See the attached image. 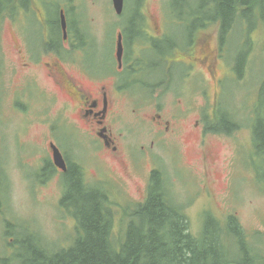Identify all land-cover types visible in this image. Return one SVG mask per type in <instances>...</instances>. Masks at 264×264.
Wrapping results in <instances>:
<instances>
[{"label": "rangeland", "instance_id": "obj_1", "mask_svg": "<svg viewBox=\"0 0 264 264\" xmlns=\"http://www.w3.org/2000/svg\"><path fill=\"white\" fill-rule=\"evenodd\" d=\"M86 1L89 11L99 9L95 0ZM109 1L97 0L101 13L111 15L112 10L107 7ZM176 1L182 7L181 19L168 21L164 30L177 42H184L204 16L216 14L217 3L207 8L208 0ZM165 3L170 7L174 0H165ZM25 4H32L41 12L39 0H26ZM137 4V0H128L125 14L130 20H134ZM147 8L161 9L159 0H149ZM198 13L202 17H195ZM240 15L249 22V13L244 8ZM89 16L93 29L97 30L102 17L93 13ZM15 17L19 20L10 16L0 18V25L3 24L0 30V111L3 112H0V141L4 143L8 138L5 145H0V157L6 163L2 164L6 170L0 175L5 181L0 183V196L4 194L7 200L6 214L0 218V254H9L6 250L12 247L11 243L26 236V230H15L23 223L28 231L40 233L47 250V244L58 251L74 243L76 231L70 241L60 233L64 232V222L57 220L72 207L78 208L73 197L65 202L70 211L58 208L63 204V193H68V187L63 190L62 180L70 167L62 178L61 171L55 167L46 169L51 167L50 161L44 162V168L39 166V161L50 152L51 142H59L63 151L69 149L65 161H74L82 168L83 184L102 189L112 209L143 201L150 184L156 179L161 187H169L170 197L185 208L194 234L200 233L207 214L215 224L233 218L243 235L234 255L238 258V251L246 243L252 260L259 264L264 255V136L263 130H259L261 137L256 131L258 122L254 108L264 106V89H261L264 88V33L260 34L258 30L264 29V19L252 18V24L257 20L261 22L251 34L257 40L249 52L246 71L238 63L250 44L243 37L241 27L233 31L228 53L236 62L235 74L223 83L220 98L216 93L210 95L209 108L196 99H189L200 88L199 80L196 77L183 79L187 99L170 110L183 116V129L175 130L168 145L152 130L150 117L156 107L145 104L149 86L161 78L160 64L152 54L149 69L139 75L142 84L132 85L127 95H117V106L124 112L116 114L109 124L119 146L115 151L104 148L98 133L83 122L78 98L71 94L80 92L74 88H84L81 81L69 73H60L48 66L38 67L26 60L16 36L21 17ZM45 18L55 21L57 11L49 8ZM30 24V17L26 15L23 27L32 28ZM112 24L108 16L102 23L101 40L105 51L110 49V39L114 36L111 34ZM208 37L218 45L214 29L203 33L201 39L207 41ZM34 40L37 46L42 45L41 33ZM241 75L244 79L238 81L237 77ZM180 80L181 68L176 66L171 88L179 89ZM60 83L71 88L67 91L61 89L58 87ZM34 89L36 96H29L27 90L34 96ZM52 89L54 93H51ZM259 90L261 98L257 99ZM218 103V114L226 119L222 118V123H213L210 110L214 111L211 108ZM136 108L141 109L142 119L136 116ZM229 118L240 121L243 128L235 127ZM260 118L264 121L263 115ZM196 119H202L204 125H196ZM71 164L74 163L69 166ZM123 218L126 221L117 214L113 227L118 237L130 216L124 214ZM80 230L84 236L81 221ZM260 246L262 249L257 250ZM0 261L6 262L2 257Z\"/></svg>", "mask_w": 264, "mask_h": 264}, {"label": "flooded vegetation", "instance_id": "obj_2", "mask_svg": "<svg viewBox=\"0 0 264 264\" xmlns=\"http://www.w3.org/2000/svg\"><path fill=\"white\" fill-rule=\"evenodd\" d=\"M39 1L41 12L36 10L37 8L32 4L26 5V0L21 1V12L26 15L31 13L36 15L42 24V45L37 46L36 41H31V36L27 32L23 35L24 41L19 43L26 60L38 67L48 66L60 73H69L78 78L84 88H74L75 90H80V92L71 94L78 98L83 122L98 133L97 135L102 141L104 148L118 151L119 146L116 143V137L112 129L109 128L110 121L114 119L115 115L123 114L124 112L122 108L117 106V95L129 92L133 88L131 87L132 85H141L142 82L139 75L149 69V64L143 59L136 58L133 42L126 36H122L123 53L121 65L118 60L117 42L110 43L111 47L108 51L103 49V41L101 40L103 35L102 23L107 16L111 17V15L101 13L99 9L89 11V5L86 0ZM95 2L98 6L97 0ZM49 8L58 9L57 15H59L61 9L64 10L68 19L67 41L59 40V34H54L56 30L59 31V27L55 26L54 21L46 20L45 17ZM90 13L99 14L102 17L97 30H94L90 23ZM210 19L212 29L216 32L218 45H215L208 37L206 38L207 41L204 40L207 45L204 59L193 57L183 59V57H180L173 60L174 63L161 66V78L158 80V85L153 88L155 84H151L149 93H172L173 99L177 102L181 101V96L183 95V63L189 66L187 75L196 77L198 80L202 78L198 68L200 63L212 74L216 83L230 78V75L220 65L221 57H223L221 51L228 47V36L226 35L225 26H219L220 19L215 13L210 15ZM33 27L37 29V26L33 25ZM113 27L117 33L122 31L119 20H116L115 25H112ZM128 30L130 37H132L135 34L134 20H130ZM133 30L134 33L131 34ZM147 34L150 35L151 33L147 31ZM36 38H38V35H36ZM105 54L106 57L104 56ZM238 65L245 71L244 64ZM176 66L181 68V80L179 89L174 90L171 88V84ZM235 69V66L229 68L232 72H235ZM119 73L121 74L120 78ZM88 83H91V85ZM58 87L61 89L66 88V91L71 88L62 83ZM27 93H31V91L27 90ZM51 93H54L53 89ZM212 93H220V91L219 89H213ZM204 94L208 97V90ZM145 104H151L156 107L155 113L150 117L152 130L157 134L160 141L166 140L168 145V139L171 138L170 135H173L175 130L178 129L177 125L182 121L183 116L170 112L172 109L171 103L169 101L165 102L159 94L154 95V98ZM142 108L145 107L143 106ZM134 112L139 117L138 119L143 118V115L140 116V108L134 109ZM63 137L68 138L66 136ZM64 156H66V152H64ZM70 163L74 162L68 161V164ZM74 164L76 165V163ZM51 166H55L52 161ZM56 169L59 170L57 167Z\"/></svg>", "mask_w": 264, "mask_h": 264}, {"label": "trees", "instance_id": "obj_3", "mask_svg": "<svg viewBox=\"0 0 264 264\" xmlns=\"http://www.w3.org/2000/svg\"><path fill=\"white\" fill-rule=\"evenodd\" d=\"M214 1L217 3L216 13L225 12V15L231 11L234 12L237 5L246 4V0ZM11 3L12 1L9 0H0V16L7 13ZM225 23L226 17L224 20L223 16V25ZM133 33L134 30L131 34ZM54 34H59L58 30ZM254 109L258 122L256 131L261 137L259 130L264 131V124H262L264 121L260 116H264V106H255ZM263 131H261L262 134ZM262 144L264 147V140ZM44 158H49V152ZM83 174L84 172L79 165L71 164L64 178L68 193L64 195L62 203L65 204L71 197L75 198L78 203V208L74 207L75 214L79 217L85 234L78 237L73 246L58 251L51 257V259H59L58 264H129L127 259L123 258L125 254H130L135 258L133 264H140L139 261H141V264H192L190 260L193 264H210L208 258L211 255L217 257L214 256V263L218 259H223L224 264H235L236 260L242 259L244 264H256L252 260V254L246 243L238 251L239 259L234 255L243 235L236 228V222L233 218H230L227 222L219 220V223L215 224L208 215L200 236H195L190 230L183 206L173 200L168 189L158 185L156 179H154L155 183L150 184L146 199L127 211L130 220L126 225L125 234L119 238L114 236V238L111 232V230L113 231L114 220L111 210L108 208L106 196L100 188L85 186L83 184ZM132 231L133 234L136 233L134 237ZM160 231H162L163 236L159 235ZM145 233L148 234L145 235ZM244 234L246 236L245 232ZM106 239H110L115 243L116 249L113 251V257L108 256L106 253ZM164 240L169 245L191 241L195 250H191L193 257L189 260V256L188 258L185 257L186 254L183 253L181 256V251L176 253L178 249L177 251L170 249L173 252L171 254L166 252L162 255L159 254L157 248L160 245L167 246ZM28 247L47 258L30 243L24 244V251ZM23 255L21 257L23 264H37L32 261L25 262ZM183 257L185 260L182 261ZM0 264L11 263L7 260L6 262L0 261ZM259 264H264V255L261 257Z\"/></svg>", "mask_w": 264, "mask_h": 264}, {"label": "bare ground", "instance_id": "obj_4", "mask_svg": "<svg viewBox=\"0 0 264 264\" xmlns=\"http://www.w3.org/2000/svg\"><path fill=\"white\" fill-rule=\"evenodd\" d=\"M245 2H246V4L242 5V6H243L244 10L249 13V16H250V20L248 22V32L251 35L252 33H254L253 30L257 29L256 26H258V24L264 19V0H246ZM219 15L222 18L224 16V20L226 17V23L224 24V26H225V30H226V35L228 36L227 40L229 42L231 39V35H232L233 31L235 30L236 26L242 21L240 20V17L237 14L236 9H234V12L231 11L229 14L227 13V15H225V12H222ZM253 17L259 18L261 21L257 20L256 22H254L252 24V18ZM260 29L261 28H259L258 30H260ZM231 124H233L235 127H241L240 121L235 120V119L231 120ZM263 136H264V131H263ZM133 233L134 232L132 231V234ZM135 234H133V237L135 236ZM147 234L148 233H145V235H147ZM131 235H130V238H131ZM159 235L163 236L162 231H160ZM165 243L167 244V246L166 245H160V247L157 248V251L159 254L162 255V254H164V252L171 254L173 252H171L170 249L174 250V251H177V249H178V251L176 253H180V251H181V253H182L181 256L184 253V254H186V256H185L186 258H188V256H189V258H188L189 260H190V258L193 257V253L191 252V250H194L193 249L194 245L191 244V241L190 242L189 241H183V242H180L179 244L174 243L172 245H169V243H167L166 241H165ZM115 249H116L115 243L110 239H106V249L105 250H106L107 255L113 257V255H114L113 251H115ZM197 252L199 254H201L200 251L197 250ZM44 255L48 259L45 258L44 256H42L40 253L35 252L31 247H28L26 249V251H24L23 258H24L25 262L32 261V262H35L37 264H58V262L60 261L57 258L51 259V257H53L52 254H44ZM214 256L215 255H211L210 258H208V262L210 264H224L223 259H220V260L218 259V261H216L214 263L213 262ZM123 258L127 259L129 264H133L135 261V258L130 254H125L123 256ZM237 259H239V258H237ZM183 260H185L184 257L182 258V261ZM139 263L141 264V261H139ZM190 263L193 264V262L191 260H190ZM234 263L235 264H244L242 259L236 260ZM194 264H198V263H194Z\"/></svg>", "mask_w": 264, "mask_h": 264}, {"label": "water", "instance_id": "obj_5", "mask_svg": "<svg viewBox=\"0 0 264 264\" xmlns=\"http://www.w3.org/2000/svg\"><path fill=\"white\" fill-rule=\"evenodd\" d=\"M64 28H65V22H64ZM55 159H56V164L62 168V169H66V166H65V163H64V160L61 156V154L56 150L55 151Z\"/></svg>", "mask_w": 264, "mask_h": 264}]
</instances>
